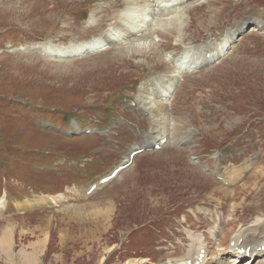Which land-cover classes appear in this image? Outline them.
<instances>
[{"label":"rangeland","instance_id":"obj_1","mask_svg":"<svg viewBox=\"0 0 264 264\" xmlns=\"http://www.w3.org/2000/svg\"><path fill=\"white\" fill-rule=\"evenodd\" d=\"M181 1L164 0L177 4L170 11L125 1L106 13L121 1L0 0V196L5 175L9 189L0 207V264H174L195 252L202 235L201 264H226L231 236L264 216V0ZM127 8L155 24L145 37L89 56L64 52L110 30L112 16ZM118 13L114 22L122 21ZM235 25L233 46L208 68L182 78L168 62L171 52L198 63L209 34L212 42L230 37ZM158 77L169 87L176 79L175 96L156 99L159 88L169 90L160 82L154 89ZM91 127L99 131L87 134ZM157 136L167 138L161 149L137 155L85 196ZM48 192L68 202L19 204Z\"/></svg>","mask_w":264,"mask_h":264},{"label":"bare ground","instance_id":"obj_2","mask_svg":"<svg viewBox=\"0 0 264 264\" xmlns=\"http://www.w3.org/2000/svg\"><path fill=\"white\" fill-rule=\"evenodd\" d=\"M134 1V0H132ZM148 0H138L136 3H145ZM178 1V0H175ZM184 1V0H183ZM180 2H182L180 0ZM103 3V2H102ZM178 3V2H177ZM166 5V3H165ZM168 5V4H167ZM177 5L175 2L172 4V6ZM169 6V5H168ZM171 6V7H172ZM109 10V9H106ZM174 12V11H173ZM119 14V13H118ZM166 14V13H165ZM118 17V16H117ZM116 17V19H117ZM130 18L131 15L130 13H127L124 17L125 21L127 23H130ZM114 19V18H113ZM115 20V19H114ZM120 20V19H119ZM170 20V19H168ZM217 20V19H216ZM159 21V20H158ZM167 21V20H166ZM127 23L123 21H118L116 20L113 24V27H115V30L117 32H122V31H128L130 30L129 27L127 26ZM170 24V23H168ZM158 25V24H157ZM161 25V24H160ZM258 28V27H257ZM255 29V28H254ZM196 31V30H195ZM163 34V33H161ZM196 34V33H195ZM235 32L233 33V35ZM164 35V34H163ZM146 35L142 36L145 37ZM95 39V40H93ZM136 39V38H134ZM227 39H230L228 37ZM111 40L108 36H103L102 39H96L92 38L90 41H84L85 43L80 45V47L84 52L85 51H90L94 52L97 50H100L102 47L100 46L102 42H108ZM146 41H148V38H145ZM192 40V39H191ZM134 41V40H133ZM189 41V40H188ZM197 41V40H195ZM83 42V41H82ZM138 42V41H137ZM136 42V43H137ZM194 42V41H193ZM162 44V43H161ZM73 46H77L76 44H70L69 47H64V52L68 53L69 48L72 49ZM136 48V47H135ZM139 48V47H138ZM152 48V47H151ZM121 50V48H120ZM119 50V51H120ZM150 50V49H149ZM73 50H69V52H72ZM145 54V53H144ZM79 55V54H78ZM116 55V54H115ZM122 56V55H121ZM116 58V57H115ZM4 59V58H3ZM101 63V62H100ZM110 63V62H109ZM114 63V62H113ZM127 64V63H126ZM153 64V63H152ZM112 68V67H110ZM102 70V69H101ZM168 71V70H167ZM109 73V72H108ZM116 74V73H115ZM114 74V75H115ZM102 76V75H101ZM112 76V75H111ZM96 77V76H95ZM100 79V77H98ZM191 78V77H190ZM168 81V80H167ZM184 84V83H183ZM160 85V84H159ZM106 87V86H105ZM82 90V89H81ZM163 95V94H162ZM162 95H158L163 97ZM163 107V106H162ZM114 108V107H113ZM223 108V107H222ZM159 111V110H158ZM221 123V122H220ZM147 125V124H146ZM156 136V135H155ZM156 139V138H155ZM55 199H60V198H55V197H44L41 198L42 201H54ZM84 226V225H83ZM228 228V227H227ZM239 228V227H238ZM222 232V231H221ZM213 238L218 239L217 232L215 230L211 231ZM219 234V233H218ZM231 243L229 244L228 248H226V256L224 259L227 261L228 264H264V216H256L251 224L249 225H243L241 228L235 231L233 236H231ZM200 246L195 248V252L191 254L188 257H184L185 259H180L178 260L179 262L177 264H188V261L196 263L197 261H200L202 259V248L204 247V240L201 238L199 241ZM198 245V244H197ZM218 247L222 249V244L221 242L218 243ZM241 250H244V253L241 252ZM222 253V252H221ZM94 256V255H93ZM215 257V255H214ZM244 257L246 260H244ZM212 259V258H211ZM215 259V258H214ZM217 259V258H216ZM224 262V260L222 261ZM193 263V264H194ZM226 263V264H227ZM192 264V263H191Z\"/></svg>","mask_w":264,"mask_h":264},{"label":"crops","instance_id":"obj_3","mask_svg":"<svg viewBox=\"0 0 264 264\" xmlns=\"http://www.w3.org/2000/svg\"><path fill=\"white\" fill-rule=\"evenodd\" d=\"M7 232H9V230H8ZM6 236L9 237V236H10V233H7ZM4 237H5V236H4Z\"/></svg>","mask_w":264,"mask_h":264}]
</instances>
